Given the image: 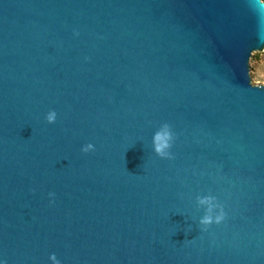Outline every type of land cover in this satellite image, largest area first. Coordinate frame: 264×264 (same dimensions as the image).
Listing matches in <instances>:
<instances>
[{
    "label": "water",
    "instance_id": "obj_1",
    "mask_svg": "<svg viewBox=\"0 0 264 264\" xmlns=\"http://www.w3.org/2000/svg\"><path fill=\"white\" fill-rule=\"evenodd\" d=\"M263 49L261 0H0V261L264 264Z\"/></svg>",
    "mask_w": 264,
    "mask_h": 264
},
{
    "label": "clouds",
    "instance_id": "obj_2",
    "mask_svg": "<svg viewBox=\"0 0 264 264\" xmlns=\"http://www.w3.org/2000/svg\"><path fill=\"white\" fill-rule=\"evenodd\" d=\"M264 3V0H261ZM253 86L255 87H264V72H261L259 75H254L253 78ZM55 120V113H49L47 116L48 123H53ZM171 136L168 131L165 129L163 132H158L153 137V147L155 153L161 158H170L167 149L170 147ZM93 149V145L89 144L82 151H90ZM53 193H50L49 196H53ZM196 204L198 208L205 209V214L200 217L198 220V224L203 226V229H207L213 223L219 224L221 220H223L224 215L222 210H219V214L214 215L216 212V206L214 205L212 199L210 197H197ZM53 260V264H58L56 262L55 257H51ZM0 264H4L3 261H0Z\"/></svg>",
    "mask_w": 264,
    "mask_h": 264
},
{
    "label": "rangeland",
    "instance_id": "obj_3",
    "mask_svg": "<svg viewBox=\"0 0 264 264\" xmlns=\"http://www.w3.org/2000/svg\"><path fill=\"white\" fill-rule=\"evenodd\" d=\"M261 72H264V49L263 51L252 52L249 58V76L251 78V83L254 75H259Z\"/></svg>",
    "mask_w": 264,
    "mask_h": 264
}]
</instances>
